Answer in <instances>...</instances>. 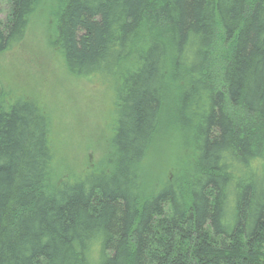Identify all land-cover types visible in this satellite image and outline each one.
I'll list each match as a JSON object with an SVG mask.
<instances>
[{
	"label": "trees",
	"instance_id": "trees-1",
	"mask_svg": "<svg viewBox=\"0 0 264 264\" xmlns=\"http://www.w3.org/2000/svg\"><path fill=\"white\" fill-rule=\"evenodd\" d=\"M6 2L4 51L40 0ZM56 3L69 72L113 87L111 134L64 179L49 115L0 89V264H264V0ZM167 137L183 157L144 194Z\"/></svg>",
	"mask_w": 264,
	"mask_h": 264
},
{
	"label": "rangeland",
	"instance_id": "rangeland-1",
	"mask_svg": "<svg viewBox=\"0 0 264 264\" xmlns=\"http://www.w3.org/2000/svg\"><path fill=\"white\" fill-rule=\"evenodd\" d=\"M56 1L40 0L22 41L9 50L0 49V89L38 102L49 115L57 166L62 178L67 179L97 166L106 154L114 93L112 86L69 72L54 47ZM8 14L6 0H0V19L6 21ZM163 140L159 150L145 161L144 194L164 174L172 177L176 160L183 157L176 142L168 137Z\"/></svg>",
	"mask_w": 264,
	"mask_h": 264
}]
</instances>
